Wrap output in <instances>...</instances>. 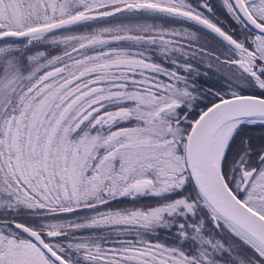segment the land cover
Returning a JSON list of instances; mask_svg holds the SVG:
<instances>
[{"label":"snow or ice","instance_id":"snow-or-ice-1","mask_svg":"<svg viewBox=\"0 0 264 264\" xmlns=\"http://www.w3.org/2000/svg\"><path fill=\"white\" fill-rule=\"evenodd\" d=\"M0 264H264V0H0Z\"/></svg>","mask_w":264,"mask_h":264},{"label":"trees","instance_id":"trees-1","mask_svg":"<svg viewBox=\"0 0 264 264\" xmlns=\"http://www.w3.org/2000/svg\"><path fill=\"white\" fill-rule=\"evenodd\" d=\"M155 201L152 199V198H144L143 199V203H145V204H152V203H154Z\"/></svg>","mask_w":264,"mask_h":264},{"label":"flooded vegetation","instance_id":"flooded-vegetation-1","mask_svg":"<svg viewBox=\"0 0 264 264\" xmlns=\"http://www.w3.org/2000/svg\"><path fill=\"white\" fill-rule=\"evenodd\" d=\"M215 2H218V0H215ZM221 19H223V17H221ZM149 199L151 198V197H148ZM144 199V198H143Z\"/></svg>","mask_w":264,"mask_h":264}]
</instances>
